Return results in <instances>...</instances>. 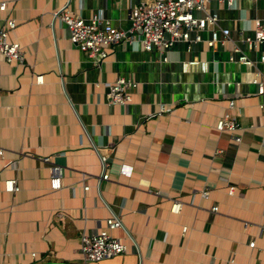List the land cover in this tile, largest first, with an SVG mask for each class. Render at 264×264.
<instances>
[{"label": "crops", "instance_id": "obj_1", "mask_svg": "<svg viewBox=\"0 0 264 264\" xmlns=\"http://www.w3.org/2000/svg\"><path fill=\"white\" fill-rule=\"evenodd\" d=\"M137 1L4 0L0 26L13 19L8 35L23 58L0 56V264H79L80 231L103 227L108 215L119 218L110 233L125 249L107 264H264V44L247 49L237 33L264 21V0L206 2L229 31L222 45L176 40L158 52L120 41L97 60L52 15L66 4L125 28ZM231 44L251 66L228 59ZM191 58L198 62L186 64ZM254 69L262 93L249 79ZM116 76L135 82L123 105L104 94ZM159 103L167 109L157 113ZM225 113L238 141L214 128ZM98 154L109 158L105 179ZM119 162L131 165L129 175L117 172ZM5 178L17 189L4 190Z\"/></svg>", "mask_w": 264, "mask_h": 264}, {"label": "built area", "instance_id": "obj_2", "mask_svg": "<svg viewBox=\"0 0 264 264\" xmlns=\"http://www.w3.org/2000/svg\"><path fill=\"white\" fill-rule=\"evenodd\" d=\"M208 0H138L129 7L128 24L125 28H119L112 25L107 19L103 18L98 12L90 17L83 18L79 14L72 12L66 4H62L58 9L52 12V15L64 26L67 33V39L75 45L82 53L94 57L96 60L106 56L111 47L120 42L131 43L137 41L142 49L153 47L158 52L169 47L172 42L181 40L184 42L203 41L206 46L213 47L222 45L229 39L227 27L216 25L217 16L213 11H207L205 4ZM222 5H231L232 0H215ZM4 8V0H0V9ZM197 11L199 14H194ZM14 21L8 17L3 20L0 26V56L5 61L17 60L23 58L20 44L15 38H10L8 33L13 29ZM250 34H243L241 27H238L237 33L239 39L244 43L247 49L255 47L257 43L264 44V21L254 18L250 21ZM206 30L207 36L201 37L200 32ZM229 60L238 61L242 64L251 66V60L238 48L231 44ZM259 60H264V51L259 54ZM198 59L191 58L185 61L188 65H194ZM33 79L39 82L40 75L33 74ZM250 81L256 84V93H262L263 85L259 79V73L256 69L251 72ZM135 85V82L127 77L116 76L114 79L105 83V97L109 104H125L130 100L129 89ZM227 107H233V99H228ZM162 104H158L157 113L166 110ZM214 128L217 131H225L231 134L232 139L239 140L236 133L238 129L237 122L232 114L225 113L217 117L214 122ZM264 129V125H263ZM0 149V154H1ZM101 165L100 178H107V172L104 165L108 162V156L98 154ZM131 165L119 162L117 172L121 175H129ZM48 185L51 189L59 187L57 176L48 177ZM2 187L6 191H14L17 185L13 178H5L2 181ZM81 190L87 189V184L81 182ZM232 186L227 187V192L231 193ZM201 197H206L208 190L201 188L198 190ZM179 207L177 201H172L170 209L176 211ZM216 209L215 205L210 207ZM120 226L119 218L116 215H108L104 218V226L93 229L86 233L80 231L78 235V254L82 263L94 261L102 258H108L114 254L120 253L125 249V244L110 233L112 228ZM181 231L185 229L184 225L180 227ZM249 247L253 246V241L247 242ZM264 250V246H263ZM31 258H35V252L30 251ZM53 264V263H45Z\"/></svg>", "mask_w": 264, "mask_h": 264}, {"label": "rangeland", "instance_id": "obj_3", "mask_svg": "<svg viewBox=\"0 0 264 264\" xmlns=\"http://www.w3.org/2000/svg\"><path fill=\"white\" fill-rule=\"evenodd\" d=\"M10 63H14L15 60H10L9 61ZM225 132V131H224ZM227 133V132H226ZM107 259L108 258H102V259H99V260H94V261H86L85 264H107ZM79 264L82 262V260L79 258L78 260H76ZM43 263V262H41ZM30 264H39L37 263L36 261H32Z\"/></svg>", "mask_w": 264, "mask_h": 264}]
</instances>
